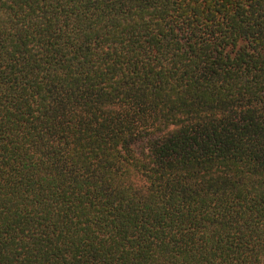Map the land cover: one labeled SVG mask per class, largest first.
<instances>
[{
    "label": "trees",
    "instance_id": "16d2710c",
    "mask_svg": "<svg viewBox=\"0 0 264 264\" xmlns=\"http://www.w3.org/2000/svg\"><path fill=\"white\" fill-rule=\"evenodd\" d=\"M0 264H264V0H0Z\"/></svg>",
    "mask_w": 264,
    "mask_h": 264
}]
</instances>
